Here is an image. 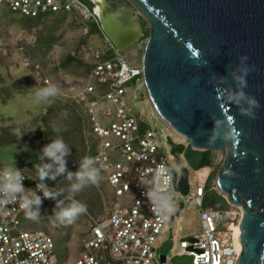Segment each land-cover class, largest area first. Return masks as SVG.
<instances>
[{
	"label": "water",
	"instance_id": "obj_1",
	"mask_svg": "<svg viewBox=\"0 0 264 264\" xmlns=\"http://www.w3.org/2000/svg\"><path fill=\"white\" fill-rule=\"evenodd\" d=\"M88 1L98 4L101 31L118 51L143 41L148 102L187 141L167 137L185 161L178 179L172 171L176 190L188 193L189 169L200 168L206 151H224L215 184L241 213L238 264H264V0ZM173 261L190 264L191 257Z\"/></svg>",
	"mask_w": 264,
	"mask_h": 264
},
{
	"label": "built area",
	"instance_id": "obj_2",
	"mask_svg": "<svg viewBox=\"0 0 264 264\" xmlns=\"http://www.w3.org/2000/svg\"><path fill=\"white\" fill-rule=\"evenodd\" d=\"M0 6L31 18L68 12L84 21L85 37L97 34L102 37L101 44L79 43L71 52V57L90 64L91 68L85 80L68 81L60 94L78 107L84 133L93 149L92 157L96 159L95 166L111 192V206L105 214L97 218L89 216V229L82 239L79 256L73 262L60 258L52 234L42 229L22 228L24 211L19 203L0 207V264H163L158 253L168 240L171 246L164 254L171 253L172 264H177L173 261L176 256H190V264H238L239 233L235 237L232 226L222 227L228 220L239 228L241 213L201 207L206 191L217 188L215 182L214 187L206 188L213 163L197 170L204 172L190 196L176 190L173 165L157 134V124L148 125L128 99L129 83L142 81V68L129 61L103 34L93 7L82 0H0ZM15 49L21 51L22 47ZM11 52L12 49L0 41V56ZM20 63L29 70L37 86L53 84L28 55L22 53ZM4 167L6 165H0V169ZM159 167L166 169L160 188L172 195V202L180 194L187 197L186 202L199 207L198 232L181 238L175 250L171 239L162 238L174 214L162 220L148 200V193L157 188L154 175ZM20 170L25 175V189L35 190L42 198L41 206L44 205L48 199L36 189L40 181Z\"/></svg>",
	"mask_w": 264,
	"mask_h": 264
},
{
	"label": "rangeland",
	"instance_id": "obj_3",
	"mask_svg": "<svg viewBox=\"0 0 264 264\" xmlns=\"http://www.w3.org/2000/svg\"><path fill=\"white\" fill-rule=\"evenodd\" d=\"M112 6L126 5L127 0H107ZM83 23L80 18L72 15H53L42 20H33L13 13L5 6H0V41L8 48L12 49L11 54L0 56V161L7 165L18 167L27 173L37 177L35 165L46 163L40 156L43 147L60 135L69 145L70 155L66 157V167L69 172L79 170L80 161L87 156V147L83 143L86 140L84 127L81 125L78 107L67 100L61 94L54 98L51 103H37L35 92L39 86L33 82L29 75V70L20 63L23 54L31 58L32 63L38 64L42 73L50 77L54 85L63 90V85L68 81H81L86 78V67L83 61L72 57L67 60L71 52L79 43L101 44L102 37L95 35H83ZM145 30L147 24L142 21ZM22 47L21 51L15 48ZM143 44L140 42L125 51H122L126 58L133 64L138 65L141 61ZM128 91V99L141 113L148 125L156 123L157 134L164 145V149L169 157V145L165 136H171L174 141L180 139L173 135L171 131L160 121L150 103L143 83L132 81ZM67 113L65 116L64 113ZM79 114V115H78ZM59 126L62 131H53V124ZM18 139L16 142L15 140ZM84 145V146H83ZM224 151H211L210 162L214 168L209 176V187H214L216 173L224 157ZM201 171L189 170L188 196L198 183ZM54 190H63V194L57 199L65 200L69 195L68 188L71 181L67 175H59L55 179H46ZM220 194L217 188L208 190L210 196L202 199L201 207H209L215 198L211 193ZM222 195V194H220ZM77 200L87 205V213L80 215L71 224L58 225L53 223L52 212L55 208L56 200L48 199L40 207V217L38 220L29 219L25 212L22 214L24 223L22 228L26 230L42 229L54 237L57 243V254H61L63 261L73 262L78 256L82 239L89 229V216L101 217L111 206V192L105 183L102 175L97 185L84 188L75 197ZM187 197L177 194L174 200V211L178 209L180 203L184 206L178 216H174L172 229L165 226L163 239L173 241L174 250L178 248L181 238L189 234L198 232L199 207L194 203L186 202ZM226 210L240 212L238 207L227 203ZM237 218L239 217L236 215ZM234 223L225 220L223 229L234 227ZM171 253L167 255L158 253V258L163 264H172Z\"/></svg>",
	"mask_w": 264,
	"mask_h": 264
},
{
	"label": "clouds",
	"instance_id": "obj_4",
	"mask_svg": "<svg viewBox=\"0 0 264 264\" xmlns=\"http://www.w3.org/2000/svg\"><path fill=\"white\" fill-rule=\"evenodd\" d=\"M240 82L243 83V80ZM59 93L60 89L56 85L49 83L47 86L36 90L35 99L37 103L47 104L51 103ZM64 115L66 116L67 113L65 112ZM52 127L57 134L62 131L55 123ZM68 155H70L69 145L60 135H57L55 139L51 140L42 149L40 159L48 162L35 165L37 179L40 181L36 185V189L42 191L43 198L56 200L52 216L53 223L58 225L71 224L80 215L87 213V205L75 197L84 188L97 185L100 180V170L95 166L96 159L94 157H83L80 161L79 170L69 172L66 167V157ZM165 171L164 167H159L155 171L154 176L157 188L148 193V200L162 220L166 219L174 211L172 195L163 192L160 188L162 174ZM64 174L71 181L68 188L67 203L65 200L57 199L58 196L63 194V190L49 189L44 183L46 179H55L57 176ZM24 179L25 175L20 169L15 167L14 161L12 165L0 169V207L19 203V207L25 212L26 216L35 221L41 215L42 198L36 194L35 190L25 189L23 185Z\"/></svg>",
	"mask_w": 264,
	"mask_h": 264
},
{
	"label": "trees",
	"instance_id": "obj_5",
	"mask_svg": "<svg viewBox=\"0 0 264 264\" xmlns=\"http://www.w3.org/2000/svg\"><path fill=\"white\" fill-rule=\"evenodd\" d=\"M82 1L85 2V3H87L89 6H92L91 3L88 0H82ZM53 15H62V16L72 15L73 16V14H71V13L60 11V12H57V13L45 14V15H42V16L34 17V18L26 17V16H23V17H26L28 19H33V20H42V19H45V18L50 17V16H53ZM146 35H147V32L145 31L144 32V36H146ZM67 60L71 61L73 59L70 56ZM84 65L86 67V71L88 72L90 70V68H91V65L90 64H85V63H84ZM65 103L71 104V102H69L68 100ZM79 118L81 119V122H82L81 125H83V127H84V121H83V117H82L81 114L79 115ZM83 134H84V132H83ZM17 140L18 139H16L15 142ZM83 143L85 145V148L87 147V150H86L87 151V156L92 157L93 149L90 146L89 139L87 137H86V140L83 138ZM210 159H211V151L208 150V151H206L204 153V158H203V161L201 163V167H206L210 163ZM199 171L204 172L203 170H199ZM44 182L46 184H48L49 186H51V184L47 180H45ZM206 188L207 189L209 188V179L206 181ZM207 192H208V190L206 191V194L204 195L203 199L206 198V197H208V196H210ZM211 195H213L216 200L209 207L210 208H213V209H222V210H225V208L227 207V202H226L225 198L222 195L217 194L216 192L211 193ZM59 256L61 258L62 255L59 254Z\"/></svg>",
	"mask_w": 264,
	"mask_h": 264
},
{
	"label": "flooded vegetation",
	"instance_id": "obj_6",
	"mask_svg": "<svg viewBox=\"0 0 264 264\" xmlns=\"http://www.w3.org/2000/svg\"><path fill=\"white\" fill-rule=\"evenodd\" d=\"M172 141L174 143H184V144L187 143V141H183L181 139L179 141H174V139L172 138ZM168 158H169L171 164L173 165L172 171L173 170L176 171V176H177V179H178L180 177L181 173H182L183 167H185V161H184L183 153L176 152L175 147H172V146L169 145V157ZM200 168H201V165H200ZM172 175H173V173H172Z\"/></svg>",
	"mask_w": 264,
	"mask_h": 264
},
{
	"label": "bare ground",
	"instance_id": "obj_7",
	"mask_svg": "<svg viewBox=\"0 0 264 264\" xmlns=\"http://www.w3.org/2000/svg\"><path fill=\"white\" fill-rule=\"evenodd\" d=\"M98 8H99L98 4L96 3L95 8H94L95 12H98ZM233 228H234L235 237H237L239 233V228L237 226H234Z\"/></svg>",
	"mask_w": 264,
	"mask_h": 264
},
{
	"label": "crops",
	"instance_id": "obj_8",
	"mask_svg": "<svg viewBox=\"0 0 264 264\" xmlns=\"http://www.w3.org/2000/svg\"><path fill=\"white\" fill-rule=\"evenodd\" d=\"M0 165H4V166H5V165H6V166H10V165H7V164H5V162H1V161H0Z\"/></svg>",
	"mask_w": 264,
	"mask_h": 264
}]
</instances>
